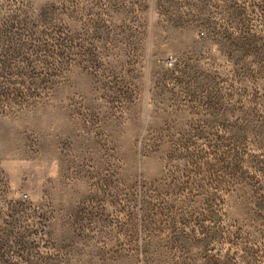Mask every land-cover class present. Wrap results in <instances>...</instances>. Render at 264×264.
Instances as JSON below:
<instances>
[{
	"label": "rangeland",
	"instance_id": "374dc122",
	"mask_svg": "<svg viewBox=\"0 0 264 264\" xmlns=\"http://www.w3.org/2000/svg\"><path fill=\"white\" fill-rule=\"evenodd\" d=\"M0 264H264V0H0Z\"/></svg>",
	"mask_w": 264,
	"mask_h": 264
}]
</instances>
